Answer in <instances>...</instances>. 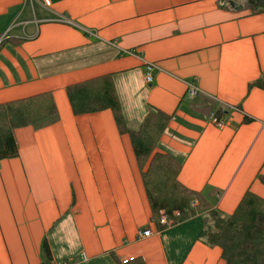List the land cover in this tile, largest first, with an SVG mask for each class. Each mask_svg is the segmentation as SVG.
<instances>
[{"label": "crops", "instance_id": "crops-1", "mask_svg": "<svg viewBox=\"0 0 264 264\" xmlns=\"http://www.w3.org/2000/svg\"><path fill=\"white\" fill-rule=\"evenodd\" d=\"M233 7L0 0V103L49 92L55 106L15 128L17 156L0 160V264H122L127 255L223 264L220 249L198 238L203 214L162 228L150 220L127 134L108 108L74 115L64 88L109 75L128 129L153 108L168 114L155 150L179 161L183 186L229 214L245 191L264 197V12ZM145 61L156 67L149 85ZM212 110L221 127L208 121Z\"/></svg>", "mask_w": 264, "mask_h": 264}, {"label": "trees", "instance_id": "trees-1", "mask_svg": "<svg viewBox=\"0 0 264 264\" xmlns=\"http://www.w3.org/2000/svg\"><path fill=\"white\" fill-rule=\"evenodd\" d=\"M229 1L236 9L264 12V0H227L228 4ZM255 83L263 85V82ZM64 91L74 115L110 109L118 131L129 138L150 220L159 228L163 227L158 223L160 210L174 222L203 214L198 238L220 249L223 264H264V197L245 191L233 211L226 214L211 208L200 191L183 186L177 178L179 161L170 153L155 150L170 116L153 108L135 129H128L122 121L109 75L68 84ZM54 113L49 92L0 103V160L17 156L12 135L15 128L36 124ZM259 179L264 183L263 177ZM173 211L178 215L173 216ZM42 250L47 262L49 251L44 242ZM131 264L138 263L132 261Z\"/></svg>", "mask_w": 264, "mask_h": 264}, {"label": "built area", "instance_id": "built-area-1", "mask_svg": "<svg viewBox=\"0 0 264 264\" xmlns=\"http://www.w3.org/2000/svg\"><path fill=\"white\" fill-rule=\"evenodd\" d=\"M41 4L45 7H48L50 5V0H41ZM61 21L63 22H69L68 20H66L65 18H62ZM156 67L154 64H152L151 62H147L145 61L143 63V68H142V77H143V81L144 83L146 84H150L151 81H152V75H153V72L155 71ZM186 92L190 95V96H193L195 95V93L197 92V88L192 86V85H188V87L186 88ZM232 108L233 110H237V108H234L233 106L230 107ZM220 114L217 112V111H210L208 113V121L216 126V127H221L223 125V120L222 118L219 116ZM191 205H193V202L190 203ZM172 215L173 216H177L178 215V212L177 211H173L172 212ZM158 223L160 225H162L163 227H166V226H170L174 223V219L173 218H170V217H167L161 210L159 211V216H158ZM149 230L145 229V230H142V231H137L136 235L138 237H143V236H147L149 234ZM83 258V256H82ZM134 258L132 255H127V256H124L121 258L120 262L122 264H125V263H128L129 261H132ZM56 264H66L65 262H59V263H56Z\"/></svg>", "mask_w": 264, "mask_h": 264}, {"label": "water", "instance_id": "water-1", "mask_svg": "<svg viewBox=\"0 0 264 264\" xmlns=\"http://www.w3.org/2000/svg\"><path fill=\"white\" fill-rule=\"evenodd\" d=\"M229 4H230V5H232V2H231V1H229Z\"/></svg>", "mask_w": 264, "mask_h": 264}]
</instances>
